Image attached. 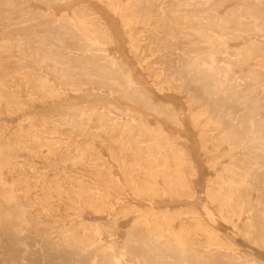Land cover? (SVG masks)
<instances>
[{
  "label": "bare ground",
  "instance_id": "bare-ground-1",
  "mask_svg": "<svg viewBox=\"0 0 264 264\" xmlns=\"http://www.w3.org/2000/svg\"><path fill=\"white\" fill-rule=\"evenodd\" d=\"M70 1L0 0V116L20 114L0 120V264H264V0H88L133 61L96 9L54 12ZM143 112L197 128L202 216L155 208L195 198L197 169Z\"/></svg>",
  "mask_w": 264,
  "mask_h": 264
},
{
  "label": "rangeland",
  "instance_id": "rangeland-1",
  "mask_svg": "<svg viewBox=\"0 0 264 264\" xmlns=\"http://www.w3.org/2000/svg\"><path fill=\"white\" fill-rule=\"evenodd\" d=\"M89 5L91 8L96 9V11L100 14V16L103 17V19L106 20L108 25L111 26L112 35L115 40V51L116 54H122L123 56L128 57V60L131 61L132 58L127 52V41L123 34L122 28L118 22L117 19L112 17L102 5L96 4V3H89L88 0H71L66 5L62 6H56L53 8L54 12L58 15L62 13H71V11L77 7L81 6H87ZM133 61V60H132ZM137 72L143 77L144 82L147 84V88L151 93V97L154 103H160V104H166L170 103L175 109L181 110L183 114L186 113V96L184 94H180L177 92H167V91H157L156 88H154L151 85V78H148L142 71L137 69ZM121 105H123L122 102H120ZM146 114L147 121L155 125L157 122L161 124V126L165 129L166 132L171 134L172 136L176 137L178 139V142L181 146H184L188 151L190 152L191 158L193 160V164L195 168L197 169V177L194 182V190L196 192V197L192 200H170L166 198H160L155 200V208L157 209H167L170 211L175 210H183V209H194L197 213H199L202 216V189L205 185L206 180L213 177V171L209 167V163L207 161V157L205 156V152L202 151L199 143V136H198V130L197 128H194L188 121L187 118L182 117L181 118V128L165 123L162 119H157L151 115H149L147 112H143ZM20 114L12 115L11 117H4L0 116L1 123L4 126H7V128H11L15 126L19 122ZM97 151L103 156V159H107V154L104 152L98 145H97ZM21 161H23L21 159ZM226 162L223 164L225 165ZM45 165L37 162L34 164V168L38 171L41 169H44L45 172H47L48 175H51L52 172L49 168H43ZM220 168L219 165L216 169ZM113 173L117 174V170L113 168ZM143 203H140L141 206ZM63 212V211H62ZM61 212V213H62ZM84 218L86 221H90L92 218L91 215L88 213H85ZM131 223V217H127L124 219H121L118 221L117 228L119 229V235H121L122 232H124ZM219 232L222 235H228L230 234L229 227H226V225H220L219 226ZM121 232V233H120ZM237 245L241 249H249L250 246L245 243L244 241L237 239L236 240ZM254 253H257L258 255L262 254L260 251L254 250Z\"/></svg>",
  "mask_w": 264,
  "mask_h": 264
}]
</instances>
